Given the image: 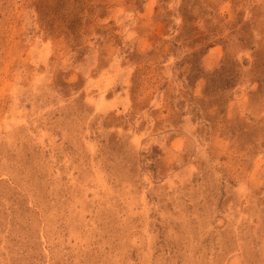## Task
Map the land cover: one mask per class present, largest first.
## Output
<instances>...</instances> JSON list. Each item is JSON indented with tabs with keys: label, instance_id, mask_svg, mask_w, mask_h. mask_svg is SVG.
<instances>
[{
	"label": "rangeland",
	"instance_id": "374dc122",
	"mask_svg": "<svg viewBox=\"0 0 264 264\" xmlns=\"http://www.w3.org/2000/svg\"><path fill=\"white\" fill-rule=\"evenodd\" d=\"M0 264H264V0H0Z\"/></svg>",
	"mask_w": 264,
	"mask_h": 264
}]
</instances>
